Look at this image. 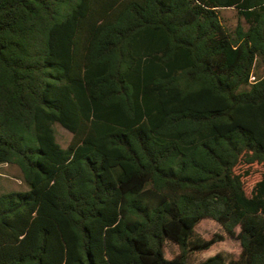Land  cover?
<instances>
[{
  "label": "trees",
  "instance_id": "1",
  "mask_svg": "<svg viewBox=\"0 0 264 264\" xmlns=\"http://www.w3.org/2000/svg\"><path fill=\"white\" fill-rule=\"evenodd\" d=\"M3 164L0 264H264V0H0Z\"/></svg>",
  "mask_w": 264,
  "mask_h": 264
},
{
  "label": "rangeland",
  "instance_id": "2",
  "mask_svg": "<svg viewBox=\"0 0 264 264\" xmlns=\"http://www.w3.org/2000/svg\"><path fill=\"white\" fill-rule=\"evenodd\" d=\"M219 15L222 24L231 34H234L238 27L245 30L248 27L244 18H242L238 11L233 8L221 10ZM55 128L58 142L62 147L67 148L72 139V134L60 125H56ZM244 169L245 167L240 164L237 167V172L242 173ZM251 171V174L244 178L245 189L248 194L255 183L264 176L263 167L254 166ZM27 189L28 188L23 182L21 172L17 166L8 164L0 165V194L13 191H26ZM196 233L199 237L204 239H210L215 234L223 235L224 239L214 244L209 250L191 255L188 258L187 264H197L216 253H222L226 259H230L239 255L241 251L240 243L235 238L226 235L222 227L211 219L203 220L197 226ZM166 250L169 257H173L178 253L177 245L168 240L166 242Z\"/></svg>",
  "mask_w": 264,
  "mask_h": 264
},
{
  "label": "built area",
  "instance_id": "3",
  "mask_svg": "<svg viewBox=\"0 0 264 264\" xmlns=\"http://www.w3.org/2000/svg\"><path fill=\"white\" fill-rule=\"evenodd\" d=\"M251 79L254 80V77H252Z\"/></svg>",
  "mask_w": 264,
  "mask_h": 264
}]
</instances>
